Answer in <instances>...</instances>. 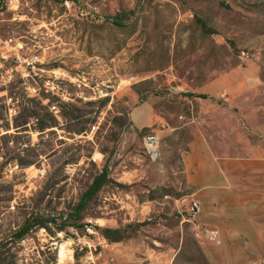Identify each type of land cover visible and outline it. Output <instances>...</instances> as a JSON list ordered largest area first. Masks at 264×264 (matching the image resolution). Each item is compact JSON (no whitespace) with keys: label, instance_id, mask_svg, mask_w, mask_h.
I'll list each match as a JSON object with an SVG mask.
<instances>
[{"label":"rangeland","instance_id":"374dc122","mask_svg":"<svg viewBox=\"0 0 264 264\" xmlns=\"http://www.w3.org/2000/svg\"><path fill=\"white\" fill-rule=\"evenodd\" d=\"M0 40V264H216L184 156L264 144V0H0Z\"/></svg>","mask_w":264,"mask_h":264},{"label":"crops","instance_id":"0c3cea01","mask_svg":"<svg viewBox=\"0 0 264 264\" xmlns=\"http://www.w3.org/2000/svg\"><path fill=\"white\" fill-rule=\"evenodd\" d=\"M130 115L138 128L159 121L149 102ZM243 147L229 153L210 134L201 133L184 156L191 196L202 207L198 220L218 230L216 264H255L264 255V144L247 142Z\"/></svg>","mask_w":264,"mask_h":264},{"label":"built area","instance_id":"2783aa9c","mask_svg":"<svg viewBox=\"0 0 264 264\" xmlns=\"http://www.w3.org/2000/svg\"><path fill=\"white\" fill-rule=\"evenodd\" d=\"M145 143L150 151L151 156L155 158L159 156V138L157 133L147 134L145 137ZM201 210L202 207L199 200L193 198L190 202V205L187 207L184 220L194 223L195 228L197 229V235L199 237H205L213 241L218 240V230L206 226L198 220V215L200 214Z\"/></svg>","mask_w":264,"mask_h":264},{"label":"trees","instance_id":"16d2710c","mask_svg":"<svg viewBox=\"0 0 264 264\" xmlns=\"http://www.w3.org/2000/svg\"><path fill=\"white\" fill-rule=\"evenodd\" d=\"M205 97V95H203ZM107 181V173L105 170H103L100 174H98L93 183L90 185L89 189L85 192L83 195V198L81 199L79 203V208H81L90 198L91 196L98 191L102 185ZM28 226H23L19 232L17 233V236L21 237L28 231Z\"/></svg>","mask_w":264,"mask_h":264}]
</instances>
